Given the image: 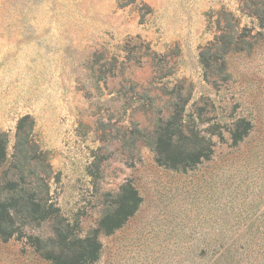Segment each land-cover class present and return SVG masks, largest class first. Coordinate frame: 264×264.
<instances>
[{"label":"rangeland","instance_id":"obj_1","mask_svg":"<svg viewBox=\"0 0 264 264\" xmlns=\"http://www.w3.org/2000/svg\"><path fill=\"white\" fill-rule=\"evenodd\" d=\"M263 1L0 0L9 153L17 119L30 114L54 200L80 235L122 185L141 199L124 224L98 235L94 264H264V29L251 12ZM229 18L238 36L222 54L215 38ZM188 89L174 136L193 130L210 155L168 168L145 139ZM237 120L250 130L235 144ZM0 264L52 263L15 236L0 241Z\"/></svg>","mask_w":264,"mask_h":264},{"label":"trees","instance_id":"obj_2","mask_svg":"<svg viewBox=\"0 0 264 264\" xmlns=\"http://www.w3.org/2000/svg\"><path fill=\"white\" fill-rule=\"evenodd\" d=\"M251 12L264 29V6ZM228 15L233 16L230 12ZM230 21L229 18L215 38L216 52L225 54L236 44L238 35ZM187 92L182 96L181 91H176L177 103H171L172 107L162 113L164 127L151 132L145 139L155 153L156 162L168 168H190L210 155V147L201 144L193 130H189L190 134L184 140L175 139L174 129L181 132L185 125L172 119L178 115L182 120L185 105L190 100V90ZM241 123L242 120H237L230 132L235 144L250 130L248 127L239 129ZM8 142L7 132L0 130V241L24 237L39 257L52 264H94L101 247L98 235L112 233L137 210L141 200L137 191L129 184L122 185L114 202L102 209L96 227L80 235L54 200L51 179L55 175L47 151L35 136V120L30 114L17 119L10 153ZM43 223H48L50 235L43 237L27 232V229L33 230Z\"/></svg>","mask_w":264,"mask_h":264}]
</instances>
